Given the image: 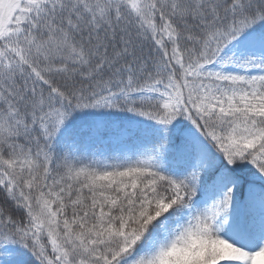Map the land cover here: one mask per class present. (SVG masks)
I'll list each match as a JSON object with an SVG mask.
<instances>
[{"label": "snow or ice", "instance_id": "snow-or-ice-1", "mask_svg": "<svg viewBox=\"0 0 264 264\" xmlns=\"http://www.w3.org/2000/svg\"><path fill=\"white\" fill-rule=\"evenodd\" d=\"M0 264H264V0H0Z\"/></svg>", "mask_w": 264, "mask_h": 264}]
</instances>
